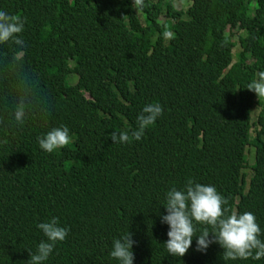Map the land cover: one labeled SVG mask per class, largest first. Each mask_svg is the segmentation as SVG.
Segmentation results:
<instances>
[{
    "label": "trees",
    "instance_id": "obj_1",
    "mask_svg": "<svg viewBox=\"0 0 264 264\" xmlns=\"http://www.w3.org/2000/svg\"><path fill=\"white\" fill-rule=\"evenodd\" d=\"M174 3L0 0L24 22L23 46L0 43V264H28L54 217L68 235L43 264H119L113 242L129 232L133 264H264L224 260L217 243L199 252L196 237L180 258L164 244L166 194L189 179L216 188L225 216L253 213L264 242V99L253 122L247 89L264 72V0ZM149 104L163 113L136 140ZM64 126L66 146L39 147Z\"/></svg>",
    "mask_w": 264,
    "mask_h": 264
},
{
    "label": "clouds",
    "instance_id": "obj_2",
    "mask_svg": "<svg viewBox=\"0 0 264 264\" xmlns=\"http://www.w3.org/2000/svg\"><path fill=\"white\" fill-rule=\"evenodd\" d=\"M143 5L144 0H133V8L136 10L142 9ZM23 28L24 22L18 17L0 11V43L12 40L15 44L23 46V41L16 36ZM247 89L254 92L258 98L264 97V72H260L258 80L250 83ZM162 113L163 109L159 104L146 105L137 118L138 128L131 133L132 137L140 140L145 129L153 125ZM23 117L22 109L15 113V119L20 124L24 123ZM110 138L113 143H126L130 139L127 132H113ZM69 142V129L66 126L54 128L44 137L38 138L39 147L48 153L63 148ZM226 203V199L214 186L194 184L191 179L188 180L185 190L172 188L168 191L164 206L167 214L161 217V222L169 226L168 240L164 243L168 253L173 257H183L196 237L197 251L206 252L211 244L217 243L223 249L224 260L264 258V242L259 238L261 229L256 223L255 215L244 212L225 216L223 205ZM195 223L210 225L213 231L210 233L205 229L196 235ZM37 227L42 230L47 241L40 242L35 253L29 252L28 264H43L56 243L63 241L68 235V230L60 227L55 217L49 222L38 224ZM134 243L131 232L116 239L110 256L118 260L119 264H133Z\"/></svg>",
    "mask_w": 264,
    "mask_h": 264
},
{
    "label": "rangeland",
    "instance_id": "obj_3",
    "mask_svg": "<svg viewBox=\"0 0 264 264\" xmlns=\"http://www.w3.org/2000/svg\"><path fill=\"white\" fill-rule=\"evenodd\" d=\"M174 4L176 6L177 9H181V10H186L189 6H190V0H174ZM234 34L236 35L235 37V41H237V36H238V33L236 31H234ZM239 48L238 46L235 48L234 50V55L238 52ZM235 58V56H234ZM75 76H71L70 77V81H75ZM264 97H260L258 98L257 95H256V99H255V105H254V109L252 111V121H256L258 115H259V112L260 110L262 109V101H263ZM255 127L253 128L252 130V134H251V137L252 139L255 137ZM255 148L254 147H248L247 148V159H248V162L249 164H253V161H255ZM246 174H247V180H249L251 178V173L249 170H246Z\"/></svg>",
    "mask_w": 264,
    "mask_h": 264
}]
</instances>
